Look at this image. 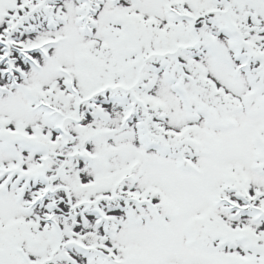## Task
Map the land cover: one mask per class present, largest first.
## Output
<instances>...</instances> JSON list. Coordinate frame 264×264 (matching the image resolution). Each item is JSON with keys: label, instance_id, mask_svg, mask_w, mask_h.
Returning a JSON list of instances; mask_svg holds the SVG:
<instances>
[{"label": "rangeland", "instance_id": "1", "mask_svg": "<svg viewBox=\"0 0 264 264\" xmlns=\"http://www.w3.org/2000/svg\"><path fill=\"white\" fill-rule=\"evenodd\" d=\"M111 225L264 264V0H0V264H106Z\"/></svg>", "mask_w": 264, "mask_h": 264}, {"label": "flooded vegetation", "instance_id": "2", "mask_svg": "<svg viewBox=\"0 0 264 264\" xmlns=\"http://www.w3.org/2000/svg\"><path fill=\"white\" fill-rule=\"evenodd\" d=\"M114 225H117V223H114ZM115 231H116V228H112V229H109V230H105V233H104L105 235H108V239H106V244L109 245V246H112V247H109V249H108L109 252L102 253L96 248V249L93 250V253L95 255L108 256V255H112V254H115V253L116 254L119 253L118 248L115 247V246L118 245L119 242H118V240H114V237H111V234H113Z\"/></svg>", "mask_w": 264, "mask_h": 264}]
</instances>
